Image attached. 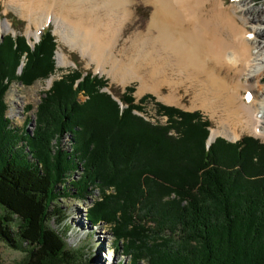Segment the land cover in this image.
Segmentation results:
<instances>
[{
	"label": "trees",
	"instance_id": "obj_1",
	"mask_svg": "<svg viewBox=\"0 0 264 264\" xmlns=\"http://www.w3.org/2000/svg\"><path fill=\"white\" fill-rule=\"evenodd\" d=\"M54 42L49 31L33 48L23 36L0 38V240L26 255L21 264L82 263L52 223L63 224L57 207L63 196L84 199L91 188L101 197L88 224H109L126 242L131 264H264L259 140L216 138L207 147L211 124L199 112L160 105L149 95L135 102L128 87L120 109L102 91L104 79L75 71L41 99L33 127L29 120L13 126L8 87L53 75ZM148 99L167 118L165 126L133 113L143 112ZM66 137L70 150L62 146Z\"/></svg>",
	"mask_w": 264,
	"mask_h": 264
},
{
	"label": "bare ground",
	"instance_id": "obj_2",
	"mask_svg": "<svg viewBox=\"0 0 264 264\" xmlns=\"http://www.w3.org/2000/svg\"><path fill=\"white\" fill-rule=\"evenodd\" d=\"M135 1L10 0L40 28L53 20L63 42L98 66L111 68L119 82L140 78V93H158L169 83L170 95L163 99L179 105V89L193 85V106L226 126L214 129L211 141L226 133L236 140L238 129L264 137V94L256 91L264 89L257 87L264 77V7L257 11L248 0L232 6L224 0H145L153 7L148 34L134 33V44L118 59L113 55L115 38L133 17ZM9 27L0 19V29ZM58 56L62 65L68 64L66 55ZM176 73L190 78L187 84L176 82Z\"/></svg>",
	"mask_w": 264,
	"mask_h": 264
},
{
	"label": "rangeland",
	"instance_id": "obj_3",
	"mask_svg": "<svg viewBox=\"0 0 264 264\" xmlns=\"http://www.w3.org/2000/svg\"><path fill=\"white\" fill-rule=\"evenodd\" d=\"M248 1L257 11L264 7V0ZM224 2L226 3V6H232L233 4H238L240 0H224ZM131 12L133 13V17L130 21L123 24L122 29L120 28L121 31H119V34L115 38L118 39V41L113 48V55L118 59L123 58L124 50L134 44V42H132L134 39L131 38L134 33L142 32L148 34V26L153 13V7L146 3L145 0H136L135 4L132 5ZM239 14L241 15V12H239ZM0 19L3 23L5 22L10 25L8 31L0 29V38L3 36H10L15 39L17 36H25L28 40L27 43H29L30 46H33L39 41V37L37 38L35 34L39 31V36H41L42 30L49 29L51 30L50 34L55 41L54 43H56V50L54 54L56 69L53 75H50L48 78L42 79L41 81H36L27 87L21 84L19 82L20 80L13 81V83L9 85L7 94L5 95V103L7 106L6 117L10 120L13 126H22L27 120H29L32 121L30 123H32L31 127H33V123L35 122L34 118L41 99L47 95L46 93L50 90L55 81L61 80L63 76H67L70 72L75 71L78 72L79 75L82 74L86 76L87 74H90L92 77L96 76L104 79L106 81L107 88H103L102 91L107 95H112L115 101H118L119 96H121L125 88H132L134 91L132 96L133 98H136V101H139L142 97H147L149 95L155 98V101L160 105L163 104L172 108H177L185 111L186 113L199 112V114H202L204 118L210 121V134L214 129L218 131H222L224 128L226 129L224 124H220L219 121L216 120L217 118L213 119L211 113L200 107L193 106L196 96V93L192 91L195 88L193 85L190 87H181L179 89L180 95L178 94V97L181 98L179 105L169 104L163 99L170 95L169 83L161 86V91L158 93L153 91L140 93V78L139 80L129 81L126 84L119 82L113 77V75H111V68L100 65L98 66L96 61H91L89 58L82 57L80 52L72 50L71 47L63 42L61 35L56 32V25L53 20L48 22V24H46L43 28H40L39 25H35L34 22L31 21L30 17H23L10 0H0ZM262 42L264 46L263 39ZM60 54L66 55L67 65H62L60 63L61 61L58 56ZM23 67L24 61H22V64L18 69V74H20ZM173 78L176 82L179 81L182 84H187L188 79H190L187 77L184 78L179 73L174 74ZM257 87L264 88V77L262 82L257 84ZM258 90L260 94H264V89H257L256 91ZM78 100L82 103L86 100V96L81 95ZM247 101L250 100L247 99ZM143 107L144 113L135 111L134 114H139V116L145 120L146 123L148 122L152 125H156L158 123L159 125H163L164 120L162 118L159 119L155 114L154 101L148 99L147 102L144 103ZM159 125L156 126L159 127ZM233 129L234 126L232 127V130ZM28 130L31 131L30 126H28ZM236 133L238 135V139L236 140H230V135L228 133L219 135L216 138H222L226 142L235 143L242 137L248 136L264 143V137L256 136L252 133V131H242L241 129H238L236 130ZM170 135L173 137L176 136L175 133H170ZM69 143V139L66 137L65 140L62 141L63 148L70 150ZM88 193L89 194H87L84 199L74 198L75 194L72 192V195L70 194L66 197L63 196V198L59 200L57 207L64 215V221L61 227L57 226V224L53 222V229H57L59 232L64 231L67 246L74 251H78L82 257L81 264H98L95 262L96 258L102 262L101 264H131V254L129 256H125L124 254V250H127L124 245L126 242L117 240V237L113 234L109 224L99 223L96 226H93L90 223L88 224V213L95 203L99 201L101 191H99L98 188H91ZM77 211L78 215H80L79 217L76 214ZM77 219L82 221V224L75 222ZM102 245H104V247ZM24 256L26 255H24L22 251L18 252V250L7 246L4 241L0 240V264H21ZM141 264H145V262H142Z\"/></svg>",
	"mask_w": 264,
	"mask_h": 264
},
{
	"label": "water",
	"instance_id": "obj_4",
	"mask_svg": "<svg viewBox=\"0 0 264 264\" xmlns=\"http://www.w3.org/2000/svg\"><path fill=\"white\" fill-rule=\"evenodd\" d=\"M31 124H32V123H30L29 125L31 126ZM213 142H214V141H211V140L209 139L208 144L213 143Z\"/></svg>",
	"mask_w": 264,
	"mask_h": 264
}]
</instances>
